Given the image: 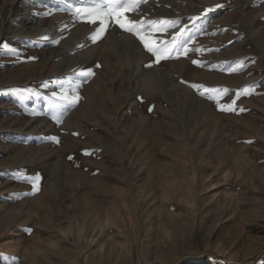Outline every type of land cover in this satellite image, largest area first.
<instances>
[{
    "label": "rangeland",
    "instance_id": "1",
    "mask_svg": "<svg viewBox=\"0 0 264 264\" xmlns=\"http://www.w3.org/2000/svg\"><path fill=\"white\" fill-rule=\"evenodd\" d=\"M88 7L0 0V264H264V0H147L159 62Z\"/></svg>",
    "mask_w": 264,
    "mask_h": 264
},
{
    "label": "snow or ice",
    "instance_id": "2",
    "mask_svg": "<svg viewBox=\"0 0 264 264\" xmlns=\"http://www.w3.org/2000/svg\"><path fill=\"white\" fill-rule=\"evenodd\" d=\"M147 0H88V3L91 7L84 9L86 16V22L96 24L99 22L98 27L94 34L92 35V40L95 41L101 38L109 27L118 26L121 30L126 31L134 35L144 46L145 50L153 57H155L156 62H159L162 59L171 58V53L174 49L179 50L182 45L177 44L175 41L157 43L153 38V31L159 30V26L171 23L173 26L175 22L169 21H143V20H133L130 19L127 13H136L142 3H146ZM217 8L222 7V5H216ZM81 10L77 9L79 13ZM207 11H212L208 9ZM193 20L198 19V17H193ZM4 48H8L7 44L3 45ZM189 51L186 47L183 48V54H186ZM195 51H200V49H195ZM193 63H198L193 61ZM242 63V62H241ZM151 66V65H149ZM233 71L235 69H232ZM89 71L84 73V75H91ZM192 87H197L192 85ZM244 94L248 93V89L243 90ZM203 94V93H202ZM241 93H237L239 97ZM79 97H73L72 103H75ZM235 103V101H233ZM221 110H233L231 107L224 108ZM58 142V141H57ZM86 155L91 153L85 152ZM40 180L39 175L32 178L34 189L38 185Z\"/></svg>",
    "mask_w": 264,
    "mask_h": 264
},
{
    "label": "bare ground",
    "instance_id": "3",
    "mask_svg": "<svg viewBox=\"0 0 264 264\" xmlns=\"http://www.w3.org/2000/svg\"><path fill=\"white\" fill-rule=\"evenodd\" d=\"M138 11V10H137ZM57 12V11H56ZM56 12H54V15H53V13H52V16H53V18L51 19V24H49V26L48 27H43L42 28V30H44V31H47V32H49L50 30H49V28H51V26H55V24H53V23H56V28L57 29H54L55 31L54 32H56L57 31V34H59L60 32H62L63 31V28L64 27H66V29H67V26H68V23L66 22V23H64V22H62V23H64V24H62L61 23V25H62V29L60 30L59 29V27H60V22L61 21H63V20H61V18H62V16H64V15H66V14H64V15H62V13L61 14H59V12H58V14L56 13ZM7 13V12H6ZM138 15V14H137ZM133 19H135L136 18V15L135 16H133L132 17ZM67 20V19H66ZM70 21V20H69ZM54 26H53V28H54ZM59 26V27H58ZM70 30V29H69ZM65 31V30H64ZM54 32H51L52 34H54ZM112 36H116V27H112V32L111 33H109V35L106 37V40L107 41H109L110 40V38L112 37ZM130 36H132V35H130ZM163 37H164V35H163ZM83 43H84V45H85V41L83 40ZM64 45V46H63ZM63 47L61 48V49H63L64 48V51H66V49L67 48H70V47H74V45H76L75 43H73V42H65V43H63ZM140 49V48H139ZM138 49V50H139ZM68 50V49H67ZM66 52H64L63 53V51H61V52H59L58 54H65ZM130 56H132V54L130 55ZM146 55H143V54H140V55H138L137 56V52H135L134 53V58L136 59V62H137V64H136V72H138L140 75H143V76H148L150 73L147 71V70H145V69H142V63L144 62V61H146L147 60V57H145ZM133 57V56H132ZM122 59V57H120V60ZM145 82L146 83H149L150 82V80H149V78H146L145 79Z\"/></svg>",
    "mask_w": 264,
    "mask_h": 264
}]
</instances>
